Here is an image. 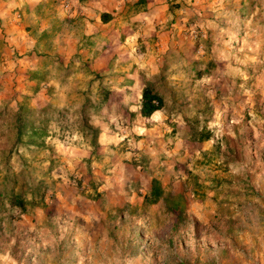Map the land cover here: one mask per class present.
Here are the masks:
<instances>
[{
    "label": "rangeland",
    "instance_id": "rangeland-1",
    "mask_svg": "<svg viewBox=\"0 0 264 264\" xmlns=\"http://www.w3.org/2000/svg\"><path fill=\"white\" fill-rule=\"evenodd\" d=\"M80 2L18 15L24 72L0 96V264H264V0H132L95 34ZM159 77L165 108L143 118ZM21 105L35 127L47 119L33 147L16 143ZM155 178L165 196L149 204Z\"/></svg>",
    "mask_w": 264,
    "mask_h": 264
},
{
    "label": "crops",
    "instance_id": "crops-1",
    "mask_svg": "<svg viewBox=\"0 0 264 264\" xmlns=\"http://www.w3.org/2000/svg\"><path fill=\"white\" fill-rule=\"evenodd\" d=\"M47 0H0V74L5 77V83L3 87L0 86V96L8 94L18 93V79L21 78L19 74L24 72L23 59H19L17 54H21V50L24 46L21 36L23 35V25L19 22L18 15L23 14L24 10H34L37 8L40 10ZM88 2L86 7H80L84 9L83 14L87 17L94 19V23L97 28L91 25H87V29L90 34L99 33L108 26L114 20V16L117 15L119 9H122L126 4L132 0H78L80 2ZM140 0H134L133 4ZM162 1V0H157ZM151 4L154 0H145V3ZM131 4V6H133ZM40 12V11H39ZM76 13V12H75ZM102 13H110L112 20L109 23H103L101 19ZM99 28V29H98ZM107 29V28H106ZM88 31H85L87 34ZM77 46L70 42L71 46ZM70 55V51L67 52ZM1 76V77H2Z\"/></svg>",
    "mask_w": 264,
    "mask_h": 264
},
{
    "label": "trees",
    "instance_id": "trees-1",
    "mask_svg": "<svg viewBox=\"0 0 264 264\" xmlns=\"http://www.w3.org/2000/svg\"><path fill=\"white\" fill-rule=\"evenodd\" d=\"M145 0H140L135 5H140L144 3ZM101 19L103 23H109L112 20V15L110 13H102ZM165 88L162 86L161 77L153 79L152 81H147L145 83V87L141 92V99H140V114L143 118H151L157 112H160L165 108ZM103 101L110 104L109 95L108 93L103 95ZM87 105L84 106L83 112V123H84V130L92 136V145L98 147V138L101 134V130L98 128H94L88 123L86 111ZM17 117V140L16 143H24L23 137L27 134L28 141L26 146H36V141L39 139H44L47 135V119L42 118L40 123L42 126L37 128L35 127V117H36V110L28 109L26 105H21L18 109L16 114ZM204 142L209 140L208 136H203L202 134H197L193 136V140ZM165 192L161 186V183L158 179H153L152 181V189L148 196H146V201L149 204H156L162 198H164ZM181 199V198H180ZM167 207L171 212L177 213L178 221L183 219V214L185 212V206H180L179 204L174 205L170 201V197L167 198ZM13 203L16 206H19L22 213H25L27 207V200L23 198H19L14 196Z\"/></svg>",
    "mask_w": 264,
    "mask_h": 264
}]
</instances>
